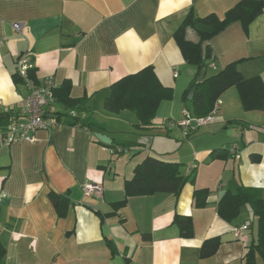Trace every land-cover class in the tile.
<instances>
[{
  "label": "crops",
  "instance_id": "crops-1",
  "mask_svg": "<svg viewBox=\"0 0 264 264\" xmlns=\"http://www.w3.org/2000/svg\"><path fill=\"white\" fill-rule=\"evenodd\" d=\"M240 1L0 0L1 111L19 110L28 94L13 79L25 56L39 83L52 79L58 89L70 86L71 99L88 98L89 119L101 127L91 131L62 118L55 131H38L35 143L7 145L0 136V246L6 252L0 264H245L257 240V219L245 205L227 222L218 203L239 186L259 190L264 199V112L244 110L233 87L218 101L215 121L192 126L186 136L179 125L190 108L184 95L205 70L187 64L174 40L191 12L223 19ZM17 23L21 32L13 28ZM187 39L197 42L198 36L188 29ZM207 46L216 68L206 76L240 62L244 77L258 76L264 84V10L247 29L233 23L205 42L204 51ZM150 66L173 99L161 102L151 129L139 130L132 111L112 113L105 102L114 83ZM56 102L58 111H69ZM97 133L122 151L102 144ZM223 153L226 158L213 159ZM147 157L180 164L184 175L194 173V182L178 197L133 196L115 208ZM89 182L101 193L86 197ZM201 189L210 194L206 207L196 208L193 193ZM52 194L68 198L64 216ZM176 215L192 218V238L181 235ZM241 226L248 230L237 238L234 228ZM212 238L220 239L218 251L202 258L200 250ZM256 264H264L258 254Z\"/></svg>",
  "mask_w": 264,
  "mask_h": 264
},
{
  "label": "trees",
  "instance_id": "trees-1",
  "mask_svg": "<svg viewBox=\"0 0 264 264\" xmlns=\"http://www.w3.org/2000/svg\"><path fill=\"white\" fill-rule=\"evenodd\" d=\"M263 10L264 0H242L230 9L223 19L215 14L198 18L191 12L175 31L174 40L184 61L195 66L199 72L205 70L203 80L191 82L184 95V99L190 104L191 118L201 119L213 114L222 95L233 87L239 93L244 110L264 112V84L260 77H244L238 70L240 62L232 63L222 71L206 76V72L213 61L209 60L211 58L210 47L207 46L205 51L203 50L205 42L219 35L233 23L240 22L247 29ZM188 29L197 34V42L187 39ZM34 71L33 68L30 70V78L39 83L34 77ZM13 79L16 85H24L18 72L13 76ZM69 88L70 86L67 84L63 88H55L54 94L57 101L76 114L70 116L66 113L67 111L60 112L58 114L59 119H68V124L86 127L91 131L101 130V127L89 119L92 109L90 100L88 98L71 99ZM190 94H193L191 101L188 99ZM172 99L173 90L162 85L154 68L150 66L114 83L111 87V94L105 102V108L112 113H120L124 110L132 111L140 121L137 128L149 130L154 126L161 102ZM11 118V112L1 111L0 127H5ZM188 130L186 136L189 135ZM120 145L130 147L133 144L121 143ZM108 147L116 148L113 145ZM226 157L225 153L213 155V159ZM255 161L258 160L255 159ZM189 182H194V173L189 176L184 175L180 164L147 157L136 166L133 177L125 182V199L114 204V207L117 209L123 207L128 199L133 196L169 193L178 197ZM209 194L208 189L194 191L193 199L196 208L206 207ZM51 198L58 215L64 216L68 207V198L57 194H52ZM245 205L251 207L253 216L257 219V240L249 247L245 264H256L257 254L264 259V199L259 190L239 186L235 192H225L218 203V215L225 221L232 222L240 216L241 209ZM175 223L178 224L184 238L193 237L194 224L192 218L176 215ZM220 244L219 238L206 240L200 250L201 257L214 256ZM5 253V249L0 246V260L5 256Z\"/></svg>",
  "mask_w": 264,
  "mask_h": 264
},
{
  "label": "built area",
  "instance_id": "built-area-1",
  "mask_svg": "<svg viewBox=\"0 0 264 264\" xmlns=\"http://www.w3.org/2000/svg\"><path fill=\"white\" fill-rule=\"evenodd\" d=\"M13 28L21 32L23 30V24L17 23L13 25ZM33 68L27 57L22 56L17 61V72L23 79L24 86L28 90L27 96L22 101V106L19 110L10 108L7 111L12 113L10 122L5 127H0V136L3 143L10 145L14 143H35L37 141L36 133L40 130L48 132L55 131L61 126L58 111L56 107V97L54 90L56 84L52 79H47L43 83H36L30 78L29 72ZM210 68L215 69V65L211 64ZM177 76V75H176ZM208 117L201 119H193L189 112L185 115L187 119L181 122L179 125L185 128V135L187 130L192 126L193 122H196L198 126H204L215 121L216 112ZM1 112V107H0ZM70 116H75L76 112L67 111ZM116 152L122 151L120 148H115ZM115 151V150H114ZM236 158L235 151H231ZM235 154V155H234ZM102 188L99 184L89 182L83 186V193L86 197H91L94 194L101 193ZM248 230V226H241L234 228V233L237 238H240L243 232Z\"/></svg>",
  "mask_w": 264,
  "mask_h": 264
},
{
  "label": "water",
  "instance_id": "water-1",
  "mask_svg": "<svg viewBox=\"0 0 264 264\" xmlns=\"http://www.w3.org/2000/svg\"><path fill=\"white\" fill-rule=\"evenodd\" d=\"M192 98H193V94H190L188 99L191 101ZM192 126H197L196 122H193ZM95 136L105 146H112L113 140L110 137H108L107 135L97 133Z\"/></svg>",
  "mask_w": 264,
  "mask_h": 264
},
{
  "label": "rangeland",
  "instance_id": "rangeland-1",
  "mask_svg": "<svg viewBox=\"0 0 264 264\" xmlns=\"http://www.w3.org/2000/svg\"><path fill=\"white\" fill-rule=\"evenodd\" d=\"M252 220H253V216H251Z\"/></svg>",
  "mask_w": 264,
  "mask_h": 264
}]
</instances>
